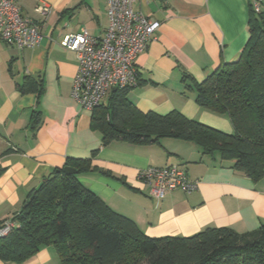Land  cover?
<instances>
[{
	"label": "crops",
	"instance_id": "1",
	"mask_svg": "<svg viewBox=\"0 0 264 264\" xmlns=\"http://www.w3.org/2000/svg\"><path fill=\"white\" fill-rule=\"evenodd\" d=\"M106 1H17L21 14L40 25L43 38L37 47L23 49L0 41V224L22 210L30 192L53 169L80 159L91 166L77 175L81 184L148 237H186L206 227L238 234L258 229L264 222V177L254 181L233 170L230 162L173 138L157 144L102 145L101 135L90 127L91 111L72 95L77 55L59 43L82 30L101 39L108 24ZM260 3L264 13V0ZM41 4L50 7L46 17L35 12ZM132 9L160 26L136 57L138 84L127 91V99L141 113L177 111L231 133L229 120L199 107L182 78L186 74L201 82L222 63L238 59L249 38L248 1L133 0ZM26 77L41 80L39 97L20 91ZM166 165L179 166L197 189L189 194L175 190L159 201L150 198L137 173ZM49 250L21 264H48Z\"/></svg>",
	"mask_w": 264,
	"mask_h": 264
},
{
	"label": "trees",
	"instance_id": "2",
	"mask_svg": "<svg viewBox=\"0 0 264 264\" xmlns=\"http://www.w3.org/2000/svg\"><path fill=\"white\" fill-rule=\"evenodd\" d=\"M249 38L238 59L222 63L201 82L184 74L195 103L225 116L226 133L177 111L141 113L127 99L129 89L111 91L91 113L90 127L102 145L112 141L157 144L173 138L195 144L212 159L258 181L264 177V13L250 9ZM20 91L39 97L42 82L24 78ZM38 124L37 121L34 122ZM65 166L77 174H66ZM91 170L88 160L70 159L32 190L14 227L0 236V261L21 264L52 247L59 264H264V222L254 231L206 227L191 236H146L77 179ZM0 224V227H2Z\"/></svg>",
	"mask_w": 264,
	"mask_h": 264
},
{
	"label": "built area",
	"instance_id": "3",
	"mask_svg": "<svg viewBox=\"0 0 264 264\" xmlns=\"http://www.w3.org/2000/svg\"><path fill=\"white\" fill-rule=\"evenodd\" d=\"M18 0H0V41L17 49L37 47L42 38L40 25L24 17ZM254 14L261 13L260 0H247ZM133 0H107L108 20L104 36L97 40L85 30L65 35L59 45L77 55V70L72 82V95L82 109L92 111L113 89H130L138 84L136 57L144 52L160 23L134 12ZM35 12L46 17L47 4L38 5ZM137 180L148 188V196L156 201L175 190L189 194L197 189L184 170L176 165L148 167L138 171ZM6 221L0 236L14 227Z\"/></svg>",
	"mask_w": 264,
	"mask_h": 264
},
{
	"label": "rangeland",
	"instance_id": "4",
	"mask_svg": "<svg viewBox=\"0 0 264 264\" xmlns=\"http://www.w3.org/2000/svg\"><path fill=\"white\" fill-rule=\"evenodd\" d=\"M48 248L50 249L49 251H50L51 256H52L51 261L48 262V264H59V259H58V256H57L55 250L52 247H48Z\"/></svg>",
	"mask_w": 264,
	"mask_h": 264
},
{
	"label": "water",
	"instance_id": "5",
	"mask_svg": "<svg viewBox=\"0 0 264 264\" xmlns=\"http://www.w3.org/2000/svg\"><path fill=\"white\" fill-rule=\"evenodd\" d=\"M116 89H113V91H115ZM63 171H64V173H66V174H77V170L76 169H74V168H71V167H68V166H65L64 168H63Z\"/></svg>",
	"mask_w": 264,
	"mask_h": 264
}]
</instances>
